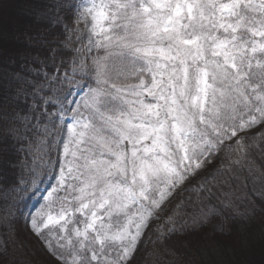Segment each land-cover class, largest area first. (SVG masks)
Returning a JSON list of instances; mask_svg holds the SVG:
<instances>
[{
  "label": "snow or ice",
  "instance_id": "snow-or-ice-1",
  "mask_svg": "<svg viewBox=\"0 0 264 264\" xmlns=\"http://www.w3.org/2000/svg\"><path fill=\"white\" fill-rule=\"evenodd\" d=\"M72 7L48 0L33 11L63 26L71 71L34 70L42 79L0 90V126L31 157L0 189V221L23 215L57 264H130L174 194L195 196L196 230L233 208L227 193L221 207L212 203L217 176L252 173L253 146L237 137L264 126V0H89L74 21L89 27L90 18L87 45L59 14ZM92 49L104 55L89 57ZM20 96L27 111H8ZM226 148L230 167L186 187ZM31 195L40 203L25 215ZM183 206L168 218L171 233L187 228Z\"/></svg>",
  "mask_w": 264,
  "mask_h": 264
},
{
  "label": "trees",
  "instance_id": "trees-1",
  "mask_svg": "<svg viewBox=\"0 0 264 264\" xmlns=\"http://www.w3.org/2000/svg\"><path fill=\"white\" fill-rule=\"evenodd\" d=\"M63 2L74 7L59 14L66 17L69 27H74L75 12L82 0ZM47 3L48 0H0V90L8 82L13 87H27L25 78L42 79L34 70L43 69L49 74L57 68L61 72L65 67L70 70L74 53L61 46L65 38L63 26H54L48 18L37 19L33 15L35 9ZM61 60L64 67L60 66ZM9 108L27 111L24 97L20 96ZM261 137L248 136L245 140L253 146L248 156L251 174L244 170L235 173L237 179L229 174L217 176L219 183L212 189V203L221 207V201L225 200L222 193H227L232 209L192 230L190 217L197 211L193 206L195 196L188 191L176 194L171 203L175 211L177 204L184 203L180 209L183 216L177 219L189 222L185 230L176 233L168 231L173 227L171 222L165 224L162 235L152 244L158 254L156 264H264V139ZM24 144L0 135V189L15 184L20 177ZM227 157L224 165L230 167ZM0 211L4 214L2 199ZM20 256L22 261L18 259ZM0 264H48L36 242L25 233L19 215L11 219L10 225L0 221Z\"/></svg>",
  "mask_w": 264,
  "mask_h": 264
},
{
  "label": "rangeland",
  "instance_id": "rangeland-1",
  "mask_svg": "<svg viewBox=\"0 0 264 264\" xmlns=\"http://www.w3.org/2000/svg\"><path fill=\"white\" fill-rule=\"evenodd\" d=\"M89 0H82L80 3V10H82V7L87 5ZM90 18H89V27H86L84 22L81 21L79 24H75L74 27L79 28L81 31L78 33V35L83 36V45H87L88 43V36L90 35ZM81 43H74L73 48H80ZM74 55H76L74 53ZM97 55H104L103 50H97V49H92L91 52L89 53V57L91 56H97ZM79 58V57H78ZM89 59V63H90ZM72 66L69 70L71 71ZM70 99H79V96L73 93V96L70 97ZM8 111L14 112L13 109L8 108ZM67 119V117L65 118ZM0 135L1 137L6 136L5 135V130L3 126H0ZM64 135H67V130L65 129ZM239 136H245V137H260L264 136V126L257 125L252 129L247 130L246 132L243 133H238ZM232 143L231 141H225V145H228ZM23 151H24V158L22 160V163L20 165V177L26 174L25 171V164L28 163L31 159L29 152L27 150V144L25 143L23 146ZM58 155V153L53 152V156ZM231 155V149H227L223 152H220L218 155L210 158L209 163L205 166V168L199 173L195 179L190 180L189 184L186 185V187H191L192 185H195L199 182H202L205 177L211 178V175L216 172L218 168H220L221 164H224V159L225 157ZM50 185H55V180L51 179L49 182L45 183L42 185V188L44 187H49ZM184 191L181 189L179 192ZM177 194V193H176ZM174 194L169 201H166L161 209H157L155 211V214L153 217L150 219V222L148 224V227L144 230V235L141 238L139 245H138V250L135 252L134 257L131 259L130 264H156V260L158 258V254H156L152 248L153 241H155L157 238H159L162 234L164 224L169 221V217L174 215L175 209L172 207L171 203L176 195ZM25 208H24V214L26 215L29 211L34 210L39 206L40 203V197L37 195H31L25 200ZM3 213L0 211V216H2ZM16 215H19L22 217L23 221V229L25 233L27 234L28 237L32 238L36 244L39 247V250L42 252V254L45 256V258L48 260V264H57L56 258L52 256L47 248L44 245V242L40 240L30 229L29 225L26 223L24 216L21 215L20 213H16ZM53 243L55 241L53 240ZM19 260L22 261L21 256L18 257ZM179 261V259H177Z\"/></svg>",
  "mask_w": 264,
  "mask_h": 264
}]
</instances>
